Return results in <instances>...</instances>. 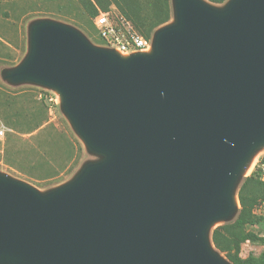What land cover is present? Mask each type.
Masks as SVG:
<instances>
[{"label":"water","instance_id":"water-1","mask_svg":"<svg viewBox=\"0 0 264 264\" xmlns=\"http://www.w3.org/2000/svg\"><path fill=\"white\" fill-rule=\"evenodd\" d=\"M173 11L150 51L129 55L31 23L4 78L54 90L102 159L45 193L0 173V264H230L208 232L238 212V180L264 148V0Z\"/></svg>","mask_w":264,"mask_h":264},{"label":"rangeland","instance_id":"rangeland-1","mask_svg":"<svg viewBox=\"0 0 264 264\" xmlns=\"http://www.w3.org/2000/svg\"><path fill=\"white\" fill-rule=\"evenodd\" d=\"M206 1L215 8H222L229 0L222 3ZM169 3V20L158 26L149 38L159 28L174 22L173 0ZM116 13L123 15L117 7ZM94 16L90 17L78 0H0V120L12 130L7 135L6 152L0 159V173L25 182L40 193L68 182L83 165L102 159V155L86 148L63 113L57 93L58 102L38 97L40 92L54 97V90L30 82L11 83L4 78V73L25 57L29 27L40 19L67 24L94 46L109 48L94 28ZM244 177L240 176L239 184ZM254 211L258 218L246 225L245 231L257 238L241 242V258L258 256L264 251V208H254ZM236 215L235 211L229 219L213 223L208 232L213 251L230 264L214 247L211 233L216 226L232 222Z\"/></svg>","mask_w":264,"mask_h":264},{"label":"trees","instance_id":"trees-1","mask_svg":"<svg viewBox=\"0 0 264 264\" xmlns=\"http://www.w3.org/2000/svg\"><path fill=\"white\" fill-rule=\"evenodd\" d=\"M78 1L90 17L96 15L100 9L105 11L111 4H114L131 21L135 29L145 37H150L158 26L166 23L171 14L169 0ZM208 1L222 3L225 0ZM237 196L240 207L235 219L230 223L218 225L212 230V243L232 264H264V251L258 256L249 255L246 258L239 256L241 242L257 238L253 233L245 231L246 225L257 220L258 216L254 213V208L259 200H264V181L260 179L257 168L242 179L237 189Z\"/></svg>","mask_w":264,"mask_h":264},{"label":"built area","instance_id":"built-area-1","mask_svg":"<svg viewBox=\"0 0 264 264\" xmlns=\"http://www.w3.org/2000/svg\"><path fill=\"white\" fill-rule=\"evenodd\" d=\"M93 24L100 39L109 48L114 49L121 55H129L135 52H148L151 49L152 38L140 34L130 20L123 15L117 14L114 4H111L105 11H99L93 18ZM53 94L54 97H51V95H43L40 92L38 97H44L48 101L58 102L57 94ZM10 132L12 130L0 120V159L4 154L7 135ZM256 168L259 172L260 179L264 181V148L259 150L254 156L250 172ZM256 208H264V201L258 202Z\"/></svg>","mask_w":264,"mask_h":264},{"label":"bare ground","instance_id":"bare-ground-1","mask_svg":"<svg viewBox=\"0 0 264 264\" xmlns=\"http://www.w3.org/2000/svg\"><path fill=\"white\" fill-rule=\"evenodd\" d=\"M252 164H253V160L246 166V170H245L246 174H248V172L250 171Z\"/></svg>","mask_w":264,"mask_h":264}]
</instances>
